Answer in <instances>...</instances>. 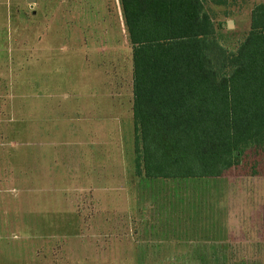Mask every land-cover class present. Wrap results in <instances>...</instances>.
I'll list each match as a JSON object with an SVG mask.
<instances>
[{
  "label": "rangeland",
  "instance_id": "obj_1",
  "mask_svg": "<svg viewBox=\"0 0 264 264\" xmlns=\"http://www.w3.org/2000/svg\"><path fill=\"white\" fill-rule=\"evenodd\" d=\"M101 2L123 19L119 0H0V264H264V240L253 263L207 257L205 214L264 210V146L222 177L136 175L130 45L78 50L105 43L77 22ZM202 2L232 52L264 0Z\"/></svg>",
  "mask_w": 264,
  "mask_h": 264
},
{
  "label": "trees",
  "instance_id": "obj_2",
  "mask_svg": "<svg viewBox=\"0 0 264 264\" xmlns=\"http://www.w3.org/2000/svg\"><path fill=\"white\" fill-rule=\"evenodd\" d=\"M132 46L135 173L226 175L264 146V3L228 52L202 0H119Z\"/></svg>",
  "mask_w": 264,
  "mask_h": 264
},
{
  "label": "crops",
  "instance_id": "obj_3",
  "mask_svg": "<svg viewBox=\"0 0 264 264\" xmlns=\"http://www.w3.org/2000/svg\"><path fill=\"white\" fill-rule=\"evenodd\" d=\"M113 7L114 12L112 13L107 3L103 4L101 2L94 7L92 12L84 11V14L77 17V22L83 24L79 25L78 28L83 33V36L88 35L92 38V36L96 35V38H99L101 41L105 40L102 47L90 46L87 43L84 44L83 41L78 50H120L124 47L125 43L130 45V50H132L124 20L118 17L116 12L117 6L114 4ZM62 21L64 22V20ZM65 23H69V21L67 20ZM65 179L67 182L66 191H68L69 180L67 176ZM135 210L138 209L126 206L127 214H133ZM206 211V215L216 214L217 216H221L220 218L211 219L214 221L213 228L207 230V240H211L214 243L209 245L213 250L206 251L207 257H221L220 260L222 262L253 263L263 256L259 254L260 250L258 248L264 240V217H261L264 214V210L256 207H245L242 209L222 208L217 212H209L208 209ZM218 240L221 242L220 245L217 244ZM217 247H220L221 251L217 250ZM211 261H219V259Z\"/></svg>",
  "mask_w": 264,
  "mask_h": 264
},
{
  "label": "water",
  "instance_id": "obj_4",
  "mask_svg": "<svg viewBox=\"0 0 264 264\" xmlns=\"http://www.w3.org/2000/svg\"><path fill=\"white\" fill-rule=\"evenodd\" d=\"M29 1H34V0H29ZM228 25H231V21H228Z\"/></svg>",
  "mask_w": 264,
  "mask_h": 264
}]
</instances>
